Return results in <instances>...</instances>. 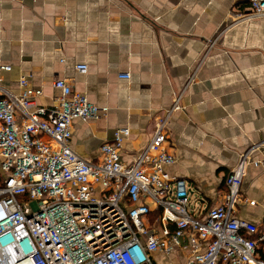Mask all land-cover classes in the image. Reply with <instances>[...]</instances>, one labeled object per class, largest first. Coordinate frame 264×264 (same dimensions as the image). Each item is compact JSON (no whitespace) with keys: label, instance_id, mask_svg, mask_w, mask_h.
<instances>
[{"label":"crops","instance_id":"obj_1","mask_svg":"<svg viewBox=\"0 0 264 264\" xmlns=\"http://www.w3.org/2000/svg\"><path fill=\"white\" fill-rule=\"evenodd\" d=\"M246 12L247 0H0V86L16 93L25 78L48 107L61 79L105 108L72 123L70 148L88 162L127 128L130 163L165 120L175 157L165 171L188 183L202 212L222 202L249 152L236 217L261 228L264 18L237 21Z\"/></svg>","mask_w":264,"mask_h":264},{"label":"built area","instance_id":"obj_2","mask_svg":"<svg viewBox=\"0 0 264 264\" xmlns=\"http://www.w3.org/2000/svg\"><path fill=\"white\" fill-rule=\"evenodd\" d=\"M247 2L237 21L264 18V0ZM52 86L60 96L48 107L25 78L16 93L0 86V264H264V226L236 217L249 152L225 178L222 202L202 212L188 183L165 171L175 161L165 120L130 163L121 161L127 128L88 162L70 148L72 123L106 109L65 80Z\"/></svg>","mask_w":264,"mask_h":264},{"label":"rangeland","instance_id":"obj_3","mask_svg":"<svg viewBox=\"0 0 264 264\" xmlns=\"http://www.w3.org/2000/svg\"><path fill=\"white\" fill-rule=\"evenodd\" d=\"M165 259H167V258H163V260L162 259L158 260L157 264H166ZM167 260H169V259H167Z\"/></svg>","mask_w":264,"mask_h":264},{"label":"trees","instance_id":"obj_4","mask_svg":"<svg viewBox=\"0 0 264 264\" xmlns=\"http://www.w3.org/2000/svg\"><path fill=\"white\" fill-rule=\"evenodd\" d=\"M259 253L262 257H264V250H260Z\"/></svg>","mask_w":264,"mask_h":264}]
</instances>
